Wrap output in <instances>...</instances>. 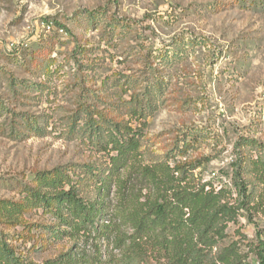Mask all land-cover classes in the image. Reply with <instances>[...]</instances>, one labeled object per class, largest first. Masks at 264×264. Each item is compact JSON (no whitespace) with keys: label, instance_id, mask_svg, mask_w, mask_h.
I'll return each mask as SVG.
<instances>
[{"label":"rangeland","instance_id":"rangeland-1","mask_svg":"<svg viewBox=\"0 0 264 264\" xmlns=\"http://www.w3.org/2000/svg\"><path fill=\"white\" fill-rule=\"evenodd\" d=\"M42 47L53 57L48 74L27 63ZM9 77L17 92L6 87ZM158 80L139 154L118 175L129 187L127 206L148 193L144 166L194 161L195 179L231 187L237 140L264 147V0H0V199L20 198L36 171L73 175L80 165L103 164L106 155L79 130L89 117L84 107L139 127L121 99L142 96ZM24 223L33 237L14 244L36 264L69 250L92 252L91 240L51 234L54 221L41 209L0 230L17 236ZM261 227L264 204L229 223L213 252L254 239ZM97 244L119 257L110 242Z\"/></svg>","mask_w":264,"mask_h":264},{"label":"trees","instance_id":"trees-1","mask_svg":"<svg viewBox=\"0 0 264 264\" xmlns=\"http://www.w3.org/2000/svg\"><path fill=\"white\" fill-rule=\"evenodd\" d=\"M28 54L27 63L33 69L50 73L53 57L46 47ZM7 80L6 87L17 92L19 82L13 77ZM162 84L158 80L142 96L121 99L129 116L140 122L139 127L107 118L101 111H95L97 117H93L84 107L89 117L79 130L93 149L106 155L103 164L80 165L73 175L59 167L36 171L31 184L19 189L20 198L0 199V224L14 225L25 213L41 209L54 221L47 226L54 236H77L85 244L93 241L92 252L74 254L69 250L42 264H264V227L257 228L254 239L243 237L213 252L227 236L229 223L264 204V147L256 139L240 137L235 143L231 187L215 189L195 179L193 170L198 163L194 161H177L172 166L156 162L140 171L142 188L148 193L127 206L129 187L118 175L139 154L148 108H153L150 103ZM120 86H129V81ZM19 87L29 90L24 82ZM3 109L0 100V112ZM23 226L25 233L17 236L0 230V264H36L14 244L33 237L31 225ZM40 238L36 235L34 239ZM99 242H110L119 257L112 251L103 255Z\"/></svg>","mask_w":264,"mask_h":264},{"label":"built area","instance_id":"built-area-1","mask_svg":"<svg viewBox=\"0 0 264 264\" xmlns=\"http://www.w3.org/2000/svg\"><path fill=\"white\" fill-rule=\"evenodd\" d=\"M46 27H47V29H50V24H49V23H47Z\"/></svg>","mask_w":264,"mask_h":264}]
</instances>
